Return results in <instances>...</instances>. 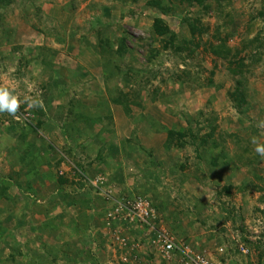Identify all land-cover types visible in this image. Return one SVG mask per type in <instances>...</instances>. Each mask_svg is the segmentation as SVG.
<instances>
[{"label":"rangeland","instance_id":"rangeland-1","mask_svg":"<svg viewBox=\"0 0 264 264\" xmlns=\"http://www.w3.org/2000/svg\"><path fill=\"white\" fill-rule=\"evenodd\" d=\"M198 2L0 0V83L43 101L0 113V264H180L134 197L217 264H264V0Z\"/></svg>","mask_w":264,"mask_h":264},{"label":"built area","instance_id":"built-area-1","mask_svg":"<svg viewBox=\"0 0 264 264\" xmlns=\"http://www.w3.org/2000/svg\"><path fill=\"white\" fill-rule=\"evenodd\" d=\"M118 206L119 210L126 213V217L131 222H138L152 227L151 230L157 240V251L164 259L170 261L176 258L180 264H217V260L211 255L195 252L189 244L184 241L181 242L166 227L154 225L158 216L154 207L146 198H124ZM241 250L245 254L250 251V249H246L243 246ZM219 251L221 253L224 252V248H221Z\"/></svg>","mask_w":264,"mask_h":264},{"label":"clouds","instance_id":"clouds-1","mask_svg":"<svg viewBox=\"0 0 264 264\" xmlns=\"http://www.w3.org/2000/svg\"><path fill=\"white\" fill-rule=\"evenodd\" d=\"M7 75H0V80ZM25 94L24 98L21 97L20 92L17 91V86L13 83L2 82L0 83V113H7L16 116L22 104H27L29 108L43 107V101L38 96ZM259 127L264 128V121L259 122ZM251 143L255 145L254 151L262 158H264V143L260 142L258 137H252Z\"/></svg>","mask_w":264,"mask_h":264},{"label":"trees","instance_id":"trees-1","mask_svg":"<svg viewBox=\"0 0 264 264\" xmlns=\"http://www.w3.org/2000/svg\"><path fill=\"white\" fill-rule=\"evenodd\" d=\"M203 2V0H199V2L198 3H202ZM203 4V3H202ZM154 29H155V32H156V34L158 35V36H161V37H164V36H169L170 35V29H169V27H168V25H166L165 23H164V21H163V19H161V18H156L155 20H154ZM207 30V28H203V31L200 29V28H198L196 25H191V32H192V34L193 35H196L198 32L199 33H201V34H204L205 33V31ZM203 32V33H202ZM107 39H101V40H99L100 42H102V41H106ZM118 45H119V53H120V55H123V53H124V50L127 48V46H128V38H127V36H121L120 38H118ZM99 45H101V43L99 44ZM102 48V47H101ZM216 48V49H215ZM222 46L221 45H219L218 47H213V49H215V51L214 52H218L217 50L219 49V50H222ZM113 50V49H112ZM224 51V50H223ZM225 51H226V49H225ZM222 52V51H221ZM238 92H240V93H242L243 94V92L244 91H242V90H240V91H238ZM231 187H227L226 188V190H229Z\"/></svg>","mask_w":264,"mask_h":264},{"label":"crops","instance_id":"crops-1","mask_svg":"<svg viewBox=\"0 0 264 264\" xmlns=\"http://www.w3.org/2000/svg\"><path fill=\"white\" fill-rule=\"evenodd\" d=\"M213 257V256H212ZM214 258V257H213Z\"/></svg>","mask_w":264,"mask_h":264}]
</instances>
